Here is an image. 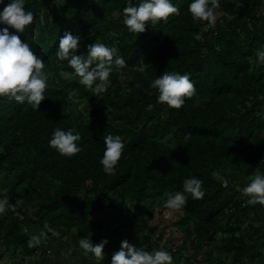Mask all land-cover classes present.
<instances>
[{
	"label": "trees",
	"instance_id": "16d2710c",
	"mask_svg": "<svg viewBox=\"0 0 264 264\" xmlns=\"http://www.w3.org/2000/svg\"><path fill=\"white\" fill-rule=\"evenodd\" d=\"M128 2L25 0L34 21L21 39L44 60L47 87L39 109L0 97V199L8 202L0 213V256L20 258L19 264L49 263L54 248L36 242L49 231L53 246L76 248L85 264L95 256L79 240L107 238L103 259L93 263L111 264L122 240L141 242L142 233L172 217L169 228L182 236V249L196 245L202 264H246L249 258L264 264L253 253L264 239V226L256 223L264 204L247 203L240 191L243 176L251 180L264 172V64L257 57L264 50V0H221L219 18L207 31L208 21L193 19L191 0H172L179 12L148 21L139 34L123 22ZM65 31L81 36L76 54L100 42L125 58L124 67L113 66L106 90L96 93L81 84L67 60L57 58ZM164 71L187 72L195 84L179 109L160 102L150 86ZM56 128L79 131L81 150L69 156L51 147ZM108 134L120 135L125 144L111 175L100 163ZM192 176L203 180V198L185 193L183 207L165 208L167 194L183 191ZM127 206L132 215L123 217ZM144 212L149 217L139 229ZM106 222L108 229L101 227ZM166 250L179 264L178 250Z\"/></svg>",
	"mask_w": 264,
	"mask_h": 264
},
{
	"label": "clouds",
	"instance_id": "9594fccd",
	"mask_svg": "<svg viewBox=\"0 0 264 264\" xmlns=\"http://www.w3.org/2000/svg\"><path fill=\"white\" fill-rule=\"evenodd\" d=\"M4 5L0 10V97L14 98L19 103L31 104L39 109L45 99L47 79L43 69L45 63L30 46L26 39H21V33L26 26L34 21V12L25 8V0H0ZM219 8V0H191L188 9L193 19L206 20L214 23L217 19L215 9ZM179 8L172 0H129L123 8L124 24L128 31L142 33L146 24L166 20L170 14H176ZM15 29V31H10ZM81 36L65 31L59 37L56 56L59 60H67L80 78L79 82L93 89L96 93L106 90L113 66L124 67L126 60L119 55L115 47H108L104 43L94 42L87 45L86 54H76ZM258 62L264 64V50L257 53ZM187 72L164 71L151 80L150 86L159 93L157 99L166 102L169 107L179 109L184 105V97H191L195 93V84ZM81 139L79 131L73 129L56 128L49 139V145L62 155H73L81 149L76 143ZM105 144L100 163L106 174H115L116 166L122 156L125 144L120 135H103ZM203 180L192 176L183 182V191L168 193L164 207L180 209L187 202L185 193L200 199L205 195L202 190ZM242 194L249 197V203L264 204V172H257L255 176L242 188ZM7 201L0 199V213L6 209ZM23 203V201H18ZM35 239V238H34ZM39 243V240H36ZM79 246L95 257L103 259L104 247L109 243L103 238L99 243L82 237ZM173 256L166 249L146 250L137 247L129 240L120 242V247L111 257V264H172Z\"/></svg>",
	"mask_w": 264,
	"mask_h": 264
},
{
	"label": "rangeland",
	"instance_id": "374dc122",
	"mask_svg": "<svg viewBox=\"0 0 264 264\" xmlns=\"http://www.w3.org/2000/svg\"><path fill=\"white\" fill-rule=\"evenodd\" d=\"M57 1H59V0H57ZM220 1L221 0H219V3H220ZM242 1H243V3L247 4L249 0H242ZM218 18H219V16L217 14V19L215 20V22L214 23H208V24L204 25L203 30L207 31L209 26L215 25ZM77 102L79 104L81 103V101H78V100H77ZM80 106L85 107L86 105L80 104ZM263 108H264V105H263ZM242 178H243L245 184L250 182L249 178H245L244 176ZM242 188L243 187H240V191L242 190ZM241 193H242V191H241ZM247 198L249 199V197H247ZM106 202L108 203V205H112L113 199L107 198ZM118 205H120V203H118ZM131 213H132L131 207L127 206L124 208L123 217H129L130 215H132ZM259 214L261 216V220H256V223L264 226V211H261ZM147 217H149L148 212H144L143 214H141V216L137 222L138 223L137 227L139 229H142V227L144 226V221L146 220ZM173 218H177V217H173ZM113 220L114 221L118 220L117 209H115V208L113 210ZM225 220L231 221V219L228 217ZM174 222L175 221L172 219V217H170L161 226H158L157 228H155V226L149 228L147 230V232L142 233L141 242L136 241L133 244L137 245V247L144 248V249L149 250V251L154 250V249L158 250L161 248H163V249L172 248L174 250H178V252H179V254L176 258V261H178L179 264H188V259L191 260L195 264H202L203 254L201 252L196 251V245H193V248H191V246L189 245V246H187V249H182V245H181L182 236L180 234H178L174 230V228H169V226L171 227V225H173ZM123 224H124V220H120L118 225H123ZM104 225L101 227H104L105 229H108L110 227L108 222H106ZM30 228H31V226L28 225L27 230L31 231ZM48 234H49V231L48 232L41 231V236L39 237V243L43 242V240H44V241H47V244H46L47 248H48V246L51 249H52V247L54 248L51 250V252L48 253V254H50V257L52 258V260L50 261L51 263H47V264H65V263H70L73 259H75V261L80 259L81 255H80L79 250H77L76 248H72V247L67 248L65 246H62L58 249L56 246H53L52 241L48 237ZM140 243H142V244H140ZM256 245H257V250L260 249L261 247H264V239L260 242H257ZM0 250H2L1 247H0ZM183 250H185V251H183ZM257 250H255V253L257 252ZM41 256L42 255L39 254L36 258V260H38L39 263H41L42 260L45 259V258H40ZM5 257L6 256H4V255L0 256V264H6L7 263ZM19 259L20 258H18V260ZM98 259L99 258H97V257L92 258L91 264H94ZM29 261H30L29 259H26L25 263L28 264ZM79 261H77L75 264H84L81 261L80 262ZM247 261H248V263H250L249 259ZM16 262H17V260L15 262L9 261L10 264H15ZM87 264H90V263H87Z\"/></svg>",
	"mask_w": 264,
	"mask_h": 264
},
{
	"label": "crops",
	"instance_id": "0c3cea01",
	"mask_svg": "<svg viewBox=\"0 0 264 264\" xmlns=\"http://www.w3.org/2000/svg\"><path fill=\"white\" fill-rule=\"evenodd\" d=\"M247 197H248V196H245L244 198H247ZM248 201H249V199L247 198L246 202L249 203ZM253 204H255V203H253ZM262 249H264V247H261L260 249H258L256 253H255V251H253V253H254V254H257V253H258L259 255H262V257L264 258V254H263V252H261ZM262 251H263V250H262ZM80 255H81V257H80V259H79V258H78V259H79L82 263H84L85 258L83 257V255H82L81 253H80ZM259 255H258V256H259ZM48 257L50 258V261H51L52 258L50 257V254H48ZM5 258H6V261H7V263H8V262H9V259H10L9 255H6ZM79 260H76V261H75V259H73L70 263H71V264H75V263H76L77 261H79ZM50 261H49V263H51ZM80 261H79V262H80ZM249 261H250V263H248V261H246V264H247V263H248V264H254V260H253L252 258H249ZM19 263H20V261L17 260L16 264H19ZM86 263H90V264H91V260L89 259V261L86 262ZM84 264H85V263H84ZM255 264H256V263H255Z\"/></svg>",
	"mask_w": 264,
	"mask_h": 264
},
{
	"label": "built area",
	"instance_id": "2783aa9c",
	"mask_svg": "<svg viewBox=\"0 0 264 264\" xmlns=\"http://www.w3.org/2000/svg\"><path fill=\"white\" fill-rule=\"evenodd\" d=\"M227 184H228V181H227L225 178H223V181H222V187H226ZM9 261H10V260H9ZM6 264H10V263L8 262V263H6Z\"/></svg>",
	"mask_w": 264,
	"mask_h": 264
}]
</instances>
